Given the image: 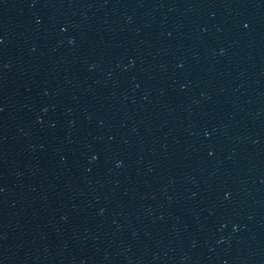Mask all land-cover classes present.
Here are the masks:
<instances>
[{
    "label": "water",
    "instance_id": "1",
    "mask_svg": "<svg viewBox=\"0 0 264 264\" xmlns=\"http://www.w3.org/2000/svg\"><path fill=\"white\" fill-rule=\"evenodd\" d=\"M0 264H264V0H0Z\"/></svg>",
    "mask_w": 264,
    "mask_h": 264
}]
</instances>
